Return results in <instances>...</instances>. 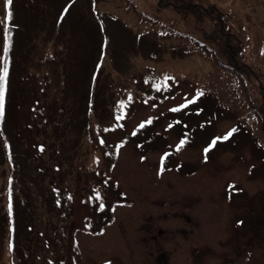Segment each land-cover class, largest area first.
Returning a JSON list of instances; mask_svg holds the SVG:
<instances>
[{
    "label": "rangeland",
    "instance_id": "374dc122",
    "mask_svg": "<svg viewBox=\"0 0 264 264\" xmlns=\"http://www.w3.org/2000/svg\"><path fill=\"white\" fill-rule=\"evenodd\" d=\"M132 1L169 28L183 25L169 4ZM200 1L226 12L246 58L264 73L262 0ZM8 11L0 70L7 66L5 124L15 161L2 163L0 148V264H19L21 254L10 245L4 199L15 177L26 264L56 254L69 264L76 240L74 264H264V146L198 89L194 75L207 72L209 60L185 53L181 37L141 20L122 0H0V20ZM148 69L159 79L149 82ZM250 88L260 101L258 84ZM112 107L122 124L111 131ZM112 147L115 163L98 164L95 151L102 160ZM92 165L109 168L129 198L101 232L83 228L86 216H101L81 202L93 182H104ZM58 199L65 205L56 207Z\"/></svg>",
    "mask_w": 264,
    "mask_h": 264
},
{
    "label": "trees",
    "instance_id": "16d2710c",
    "mask_svg": "<svg viewBox=\"0 0 264 264\" xmlns=\"http://www.w3.org/2000/svg\"><path fill=\"white\" fill-rule=\"evenodd\" d=\"M159 1L176 9L183 25L182 29H174L171 33L182 36L187 52L199 54L212 63L207 73L195 78L201 89L213 94L219 103L233 110L247 123L254 138L264 144V105H260L262 108L257 105L263 102L257 101L245 79L246 74L251 76L258 70L244 58V41L228 23L226 12L219 6L200 0ZM262 3L264 8V0ZM141 18L149 20L144 14H141ZM258 82L262 84L260 88L264 94V81ZM256 110L262 111L263 115L257 117ZM21 201L24 202V199ZM15 209L16 206V217ZM24 218L21 214V221L24 222Z\"/></svg>",
    "mask_w": 264,
    "mask_h": 264
},
{
    "label": "snow or ice",
    "instance_id": "6c2138e0",
    "mask_svg": "<svg viewBox=\"0 0 264 264\" xmlns=\"http://www.w3.org/2000/svg\"><path fill=\"white\" fill-rule=\"evenodd\" d=\"M12 3H13V0H6V4L8 6H10ZM11 19H12V12L8 11L6 13V16L4 17V19L0 20V23H3L5 25V31H6V35L8 36V38H10V34H11L10 28L8 27V24L11 21ZM7 74H8V69H7V66H5V67H3L2 70H0V119H2L3 115H4V87H3V83L6 80ZM142 126L143 125H141V127ZM234 131H235V129L232 130V132H234ZM232 132H229L228 134H226L223 137V139L227 140L232 135ZM184 143H185V141H183V140L180 142V145L177 146V151H179L180 147H182ZM215 143H216V140H214L212 142V145H215ZM205 151L207 152L208 149H206Z\"/></svg>",
    "mask_w": 264,
    "mask_h": 264
}]
</instances>
